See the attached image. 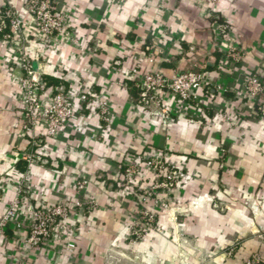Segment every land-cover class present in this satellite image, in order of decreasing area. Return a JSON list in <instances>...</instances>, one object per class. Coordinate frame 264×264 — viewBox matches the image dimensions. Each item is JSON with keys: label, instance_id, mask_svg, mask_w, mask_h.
Returning <instances> with one entry per match:
<instances>
[{"label": "crops", "instance_id": "obj_1", "mask_svg": "<svg viewBox=\"0 0 264 264\" xmlns=\"http://www.w3.org/2000/svg\"><path fill=\"white\" fill-rule=\"evenodd\" d=\"M7 1L25 25L12 42L0 36V176L23 174L38 206L83 207L69 214L60 237L37 245L24 242L25 227L8 225L0 264H241L253 252L264 258V119L253 117L243 91L250 73L264 81V0H217L212 12L195 0H56L69 26L51 44L31 27L26 0ZM220 23L242 55L221 67ZM19 51L54 82L46 91L59 89L73 109L60 133L38 139V147L21 128ZM133 69H203L221 90L212 89L213 99L199 109L164 94L170 116L163 120L136 105ZM37 149L40 159L28 164L25 155ZM144 158L180 171L176 185L156 192L170 209L160 211L142 193L157 178L147 167L130 186L123 182L126 166ZM81 180L88 183L79 190ZM15 196L10 182L0 216ZM141 206L156 210L157 229L135 239L132 218ZM19 219L28 223L21 211ZM191 245L215 257L201 263Z\"/></svg>", "mask_w": 264, "mask_h": 264}, {"label": "built area", "instance_id": "obj_2", "mask_svg": "<svg viewBox=\"0 0 264 264\" xmlns=\"http://www.w3.org/2000/svg\"><path fill=\"white\" fill-rule=\"evenodd\" d=\"M0 1V36L3 40L12 42L16 35L24 34L23 26L25 23L7 0ZM195 1L207 9L206 12H212L217 3V0ZM56 4V0L25 1L26 9L30 15L31 27L44 43L51 44L54 38L62 34L69 26V21ZM216 39L217 47L223 55L220 67L226 60L237 62L241 59V52L229 35L225 24L217 25ZM16 66L21 71L18 77L19 98L22 107L21 128L30 134L31 144L38 147V139L56 137L61 128L67 125L73 115L72 105L68 95L59 89L46 94L44 82H41L40 76L32 68L24 51L18 52ZM131 74L136 76L135 87L138 89L136 105L138 108L142 111L146 110L151 117L163 120L170 116L169 110L162 104L164 94L172 95L180 103L199 109L206 99H213L212 89L221 90V85L211 82L208 72L203 69L177 71L170 75H165L160 70L138 71L133 69ZM243 91L252 101L253 117L264 119V81L256 73H250L245 79ZM83 98L84 96H82ZM101 116L103 121L109 122L110 115L103 105L101 106ZM36 152L25 155L28 164L40 159L38 149ZM141 166L152 170L157 176L150 186L141 189L142 193L147 197L154 198L156 201L154 204L159 207L160 211L170 209L169 200L158 198L156 192L160 189H171L176 185L182 177L180 171L174 166L166 165L159 159L144 158L141 164L130 163L124 169L123 182L127 186L133 184ZM10 182L16 186V196L0 216V236L4 235L8 225L17 229L25 227L27 234L24 242L37 245L52 235L61 236L65 230V220L69 214L74 212L75 207H83V203L79 201L74 203L73 209L65 204H56L48 208L34 204L28 196L29 190L25 176L15 170L0 176V200ZM87 183L86 180L78 181V189H85ZM20 211L27 216L28 223L25 224L19 219ZM155 215L156 210L154 208L146 206L138 208L133 214L130 234L135 236V239H140L149 231L157 229ZM259 236L263 239L264 232L259 233ZM69 246L72 244L70 243ZM260 261L259 257L253 256L251 264H258Z\"/></svg>", "mask_w": 264, "mask_h": 264}, {"label": "rangeland", "instance_id": "obj_3", "mask_svg": "<svg viewBox=\"0 0 264 264\" xmlns=\"http://www.w3.org/2000/svg\"><path fill=\"white\" fill-rule=\"evenodd\" d=\"M66 228V227H65ZM179 238H181V239H179ZM179 238H177L178 239V241H179V243L181 244V245H183V244H185L186 242H184L183 241V238L182 237H179ZM264 239V238H263ZM191 248L193 249V251H194V257L199 261V262H201V263H206V262H209V261H211L212 260V258L213 257H215V255L213 254V255H211V254H207V253H202L201 251H199V249H196V247H194L193 245H191ZM222 252H224L225 253V255L226 256H229V255H231L232 254V248L230 247H228V248H224V250L222 251ZM221 252V253H222ZM253 256H255V257H259L260 258V262L258 263V264H264V258H262L261 257V255L259 254V252H253V253H251L250 255H248V257L245 259V260H243V262L241 263V264H248V263H250L251 264V260H252V257Z\"/></svg>", "mask_w": 264, "mask_h": 264}, {"label": "trees", "instance_id": "obj_4", "mask_svg": "<svg viewBox=\"0 0 264 264\" xmlns=\"http://www.w3.org/2000/svg\"><path fill=\"white\" fill-rule=\"evenodd\" d=\"M6 31H7V29H6ZM40 80H41V82H44V84H45L46 87H47V86H50V85H52V84H54L53 81L49 80V79L46 78L45 76H41V77H40Z\"/></svg>", "mask_w": 264, "mask_h": 264}, {"label": "water", "instance_id": "obj_5", "mask_svg": "<svg viewBox=\"0 0 264 264\" xmlns=\"http://www.w3.org/2000/svg\"><path fill=\"white\" fill-rule=\"evenodd\" d=\"M46 94H50V89L48 91H46Z\"/></svg>", "mask_w": 264, "mask_h": 264}]
</instances>
